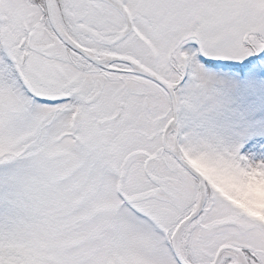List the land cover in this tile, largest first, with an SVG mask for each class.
Segmentation results:
<instances>
[{"label": "snow or ice", "instance_id": "obj_1", "mask_svg": "<svg viewBox=\"0 0 264 264\" xmlns=\"http://www.w3.org/2000/svg\"><path fill=\"white\" fill-rule=\"evenodd\" d=\"M0 264H264V0H0Z\"/></svg>", "mask_w": 264, "mask_h": 264}]
</instances>
